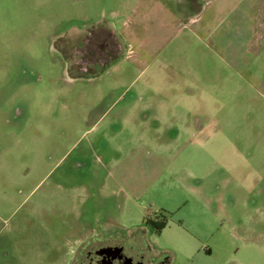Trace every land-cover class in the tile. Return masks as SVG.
Listing matches in <instances>:
<instances>
[{
	"label": "rangeland",
	"instance_id": "374dc122",
	"mask_svg": "<svg viewBox=\"0 0 264 264\" xmlns=\"http://www.w3.org/2000/svg\"><path fill=\"white\" fill-rule=\"evenodd\" d=\"M194 2L0 0V264H70L95 227L124 233L162 213L152 238L167 264H264V48L249 47L264 0ZM196 13L206 57L173 26ZM99 22L122 53L78 76L66 37ZM163 43L146 68L143 50ZM169 75L191 105L142 118L162 95L144 83Z\"/></svg>",
	"mask_w": 264,
	"mask_h": 264
},
{
	"label": "flooded vegetation",
	"instance_id": "af4514ba",
	"mask_svg": "<svg viewBox=\"0 0 264 264\" xmlns=\"http://www.w3.org/2000/svg\"><path fill=\"white\" fill-rule=\"evenodd\" d=\"M82 31L64 38L63 47L78 76L103 70L121 55L123 44L111 24L94 23ZM161 218L162 215L146 219L124 233L110 227H95L77 239L70 264H167L169 255L159 250L152 238L154 222Z\"/></svg>",
	"mask_w": 264,
	"mask_h": 264
},
{
	"label": "crops",
	"instance_id": "0c3cea01",
	"mask_svg": "<svg viewBox=\"0 0 264 264\" xmlns=\"http://www.w3.org/2000/svg\"><path fill=\"white\" fill-rule=\"evenodd\" d=\"M193 5H196V7L198 8L199 5L197 4V0H195V2L193 3ZM195 8V7H193ZM238 14V19H237V25H238V35L240 36L241 34L243 36H246L247 31H246V20L244 18H240L241 15H243V12L241 13L240 11L237 13ZM201 15L199 13H196L195 15H189L188 19H184V21L181 19L179 20V22H174V27L176 28L175 30H177V33H184L185 31H187V33H185V35H189L190 37H195L200 44V49H201V53L206 57L209 56L210 54H213V52H215L214 50V42L211 41V44L207 41V34L205 33V27L203 25H198L195 26V23L197 21H200L201 19ZM228 18V17H227ZM225 16V19H227ZM236 20V19H235ZM110 24L113 26L114 29H116L114 27V24L110 22ZM262 26H264V23L261 22ZM180 25V27H179ZM201 32V33H200ZM203 33H205L204 35H206V39L204 38V36L202 37ZM190 37H189V42L190 43ZM213 40V39H212ZM166 46L165 43L162 44V48H160L158 51L156 50V53H152L150 55H153L152 59L149 55V53H146V51L143 50L142 52V61L143 62H147L149 61L148 64H146V68H150L152 65L156 64L158 58L162 55V53L164 52V47ZM253 46H257V47H261L264 48V32L263 31H258L256 30L254 33V39H252V37H250L249 40V47H253ZM166 48V47H165ZM261 50V49H260ZM148 56V58H147ZM166 66L164 67V70H167V68H169V66L171 65V63L165 64ZM158 70L161 72L163 71V68L161 65H159ZM153 79H155L157 77V75H152L151 76ZM171 75L168 76V82H145L143 90L146 92L148 90V92L150 90H153L154 93H159L162 95L159 96H151V97H145V93L141 92L142 94L139 95L138 100H141V98L144 100L147 99L143 105H140V115H142V118L146 119V118H150V114L154 113L153 118L156 119H167L170 115L168 114L170 111L174 112L175 110H179L183 104V102H185L188 105H191L193 99L190 96H184L180 93L181 90V80L178 79V82H176V78H171ZM174 77V76H173ZM128 88V87H127ZM191 92V91H190ZM182 103V104H181ZM181 104V105H179ZM189 109V110H188ZM171 112V116L172 117H176L174 116V114H172ZM195 115H197V110H193V107L191 108H187L186 109V114L183 116V114H181V116H179V118H194ZM128 116V115H127ZM182 128H179V130H181ZM201 131V130H200ZM193 134L195 133L194 131L192 132Z\"/></svg>",
	"mask_w": 264,
	"mask_h": 264
},
{
	"label": "trees",
	"instance_id": "16d2710c",
	"mask_svg": "<svg viewBox=\"0 0 264 264\" xmlns=\"http://www.w3.org/2000/svg\"><path fill=\"white\" fill-rule=\"evenodd\" d=\"M154 223H155L154 226L155 231L161 232L168 224V216L162 213V218Z\"/></svg>",
	"mask_w": 264,
	"mask_h": 264
},
{
	"label": "built area",
	"instance_id": "2783aa9c",
	"mask_svg": "<svg viewBox=\"0 0 264 264\" xmlns=\"http://www.w3.org/2000/svg\"><path fill=\"white\" fill-rule=\"evenodd\" d=\"M131 52H132V49L130 50V54H131Z\"/></svg>",
	"mask_w": 264,
	"mask_h": 264
}]
</instances>
